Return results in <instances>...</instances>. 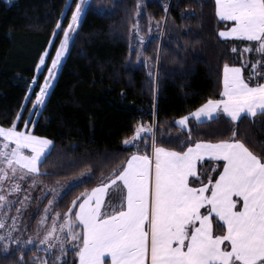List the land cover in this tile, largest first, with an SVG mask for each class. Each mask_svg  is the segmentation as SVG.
<instances>
[{
	"label": "trees",
	"instance_id": "16d2710c",
	"mask_svg": "<svg viewBox=\"0 0 264 264\" xmlns=\"http://www.w3.org/2000/svg\"><path fill=\"white\" fill-rule=\"evenodd\" d=\"M78 2L0 0V126L15 121L23 131L29 121L35 135L54 141L51 154L40 165L41 173L49 174L36 176L42 185L54 187L89 169L93 173L56 201L53 211L61 215L76 197L99 184L101 174L108 176L137 150L123 140L138 124L155 122L158 144L177 150L180 140L188 138V128L193 143L229 138L227 118L200 123L190 119L185 129L175 122L208 99L220 97L224 63L243 66L248 78L250 62L256 59L255 53L241 55L243 42L219 37V30L230 25L216 17L214 0H140L139 13L137 0H89L54 84L36 113L35 94L47 75L46 66L39 70L36 66L51 45L54 54L63 37L59 30L58 36L52 35L56 22L67 27ZM134 24L139 25L143 42ZM236 123L244 142L256 154H264V117ZM139 149L145 150L143 142ZM215 163L204 161L202 167L198 163V169L215 176L211 167ZM21 256L25 264H35L36 257L52 264L51 251L19 247L5 252L0 242V264H20ZM59 264H76L74 253L68 251Z\"/></svg>",
	"mask_w": 264,
	"mask_h": 264
},
{
	"label": "snow or ice",
	"instance_id": "6c2138e0",
	"mask_svg": "<svg viewBox=\"0 0 264 264\" xmlns=\"http://www.w3.org/2000/svg\"><path fill=\"white\" fill-rule=\"evenodd\" d=\"M88 3L89 0H81L76 4L67 27L56 22L52 35L58 36L59 30L63 38L51 58L48 75L35 94L34 108L44 104L71 34L79 26L83 6ZM97 7L108 11L104 5ZM136 7L139 13L140 0ZM214 11L219 21L230 22V26L219 30V36L243 42L241 55L255 53L257 59L250 62L248 78L243 66L224 63L221 98L208 99L175 123L187 128L190 117L198 123L227 118L231 122L229 138L193 143L188 128L189 136L180 140L181 150H177L158 144L155 122L138 124L133 135L123 140L124 145L137 150L108 176L101 174L99 184L90 192L76 197L58 228L60 213L55 214L42 238L37 232L39 244L46 245V252L58 249L56 261H63L72 251L76 264H264V154H256L244 142L236 123L258 115L264 117V71L257 70L264 68V0H214ZM133 29L143 42L139 25L134 24ZM49 44H54V40ZM231 51L238 49L234 46ZM47 55L45 50L37 70L45 65ZM36 81L33 76L32 83ZM29 123L25 121L23 131L15 121L8 127L0 126V183L10 179V175L16 177L18 172L19 179L49 174L41 173L40 165L51 154L54 141L35 135L28 128ZM141 142L144 151L139 149ZM205 158L216 162L211 166L215 176L207 171L200 173L198 163L202 167ZM92 175L89 169L76 179ZM112 188L123 195L106 203L105 197ZM19 190L20 185L13 181L11 191ZM52 191L55 194L56 190ZM6 200V195H0V206ZM53 203L48 201L49 206ZM49 211L45 207L44 212ZM46 220V215L42 216L38 226ZM13 221L15 224V217ZM4 226L0 221V228ZM9 240L11 232L0 235L5 252ZM12 242L23 248L34 241L29 236L23 242L19 238ZM34 261L47 264V259L36 257ZM20 264H25L23 256Z\"/></svg>",
	"mask_w": 264,
	"mask_h": 264
},
{
	"label": "rangeland",
	"instance_id": "374dc122",
	"mask_svg": "<svg viewBox=\"0 0 264 264\" xmlns=\"http://www.w3.org/2000/svg\"><path fill=\"white\" fill-rule=\"evenodd\" d=\"M6 1L11 2L12 0H6ZM80 2L81 0H79L78 3ZM84 8H85V5L83 6V11L81 13L80 21L82 19ZM70 21H71V18H70ZM59 44H60V41L57 44V47L59 46ZM55 51L53 54L52 45H51V47L48 48L47 50L49 55L45 56V65L40 66L41 68L46 66L47 75H48V67L51 66L50 55L53 54V57H54ZM63 58L64 56L61 58L60 65L62 64ZM58 69H57V72H58ZM57 72H56V75H57ZM55 78L52 80L51 86L49 87V91L54 84ZM41 106L42 105H39L38 107L33 108V111L38 113V111L41 109ZM0 167H2V165H0ZM19 176H20V173L18 172L16 177H11L10 175V179L5 180L3 183H0V195L7 196V200L3 203V206H0V221H2L5 225L3 228H0V235L7 236V234L11 232L12 240L19 238L21 242L27 240L28 237L31 236L33 237V241H34L33 244L25 245L23 248L35 247L37 250L44 251L46 248V245L39 244V240L37 239V232H39V238H42L44 235V231L51 227L53 217L56 214V212L53 211L56 201L64 194V192L69 187L80 182L84 177L81 178L80 180H77L75 178L69 181L59 182L54 187H48V186L42 185L36 178V175H30L29 177L25 179H19ZM33 180H36V183L34 185L32 184ZM13 181H15L16 183L20 185L19 191H11V189L13 188ZM52 189L56 190L55 194L53 193ZM121 195H123L122 192L116 190L115 188H112L109 190L108 194L106 195L105 201L106 203L115 201L117 197ZM26 197H30V198L25 199ZM49 200L54 201V203L51 206L48 205ZM9 201L11 202L10 204L8 203ZM22 201H23V204L21 203ZM45 207H49L50 211L45 213L44 212ZM18 208L20 209L19 213L17 212ZM45 215L47 217L46 222L42 226H38V222L40 221L41 217ZM13 217L16 218L15 224L13 221ZM62 218H63V215H61L60 219H57L56 221L57 228L59 227V224L62 223ZM61 236H64V233H61ZM12 240L8 241L7 251H9L10 249L17 250L19 248V246L13 243ZM0 242L2 243L4 247V241H0ZM50 251H51V256H52V264H59L60 261H56V256L59 255L58 249H52Z\"/></svg>",
	"mask_w": 264,
	"mask_h": 264
},
{
	"label": "crops",
	"instance_id": "0c3cea01",
	"mask_svg": "<svg viewBox=\"0 0 264 264\" xmlns=\"http://www.w3.org/2000/svg\"><path fill=\"white\" fill-rule=\"evenodd\" d=\"M229 25H230V22H227ZM220 37V36H219ZM222 40H230V41H239V40H236V39H234V38H227V39H225V38H223V37H220ZM256 57H257V55H256ZM256 60V59H255ZM222 77H223V71H222ZM221 91H222V79H221ZM221 97H219L218 99H220ZM194 120L195 121V119H193V118H189V120ZM197 122V121H196ZM205 122H207V120H205ZM182 128H184V127H182ZM185 129V128H184ZM205 161H211V160H209L208 158H205ZM211 162H215V161H211Z\"/></svg>",
	"mask_w": 264,
	"mask_h": 264
}]
</instances>
